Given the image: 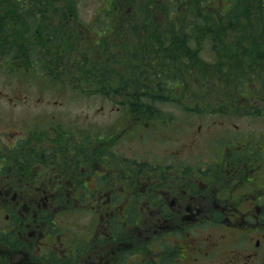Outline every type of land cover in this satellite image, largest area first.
I'll use <instances>...</instances> for the list:
<instances>
[{
  "label": "trees",
  "instance_id": "trees-1",
  "mask_svg": "<svg viewBox=\"0 0 264 264\" xmlns=\"http://www.w3.org/2000/svg\"><path fill=\"white\" fill-rule=\"evenodd\" d=\"M80 2L0 0V72L9 80L36 76L47 84L69 83L78 94L98 93L118 101L126 115H121L119 123L126 122L121 130L140 119L132 127L138 132L146 118L163 114V106L172 103L183 111L233 114L236 93L247 101L244 107L252 104L250 86L261 91L258 98L264 102V0H101L106 6L98 10V21L108 29L96 39L90 34L93 25L81 16ZM126 28L135 41L132 48L118 38ZM58 129L78 131L61 123ZM79 130L85 140L96 139L91 128ZM13 152L25 155H8ZM5 164L0 173H12L11 163ZM5 181L0 182V202L7 195L10 199L12 190L21 195L36 186ZM78 188L84 187H45V194L63 196L51 200L54 206L44 200L37 206L38 217L50 225L66 207L81 211L80 205L73 207L75 200L66 198ZM0 204L2 214L9 206ZM17 210L11 216L20 224Z\"/></svg>",
  "mask_w": 264,
  "mask_h": 264
},
{
  "label": "flooded vegetation",
  "instance_id": "flooded-vegetation-1",
  "mask_svg": "<svg viewBox=\"0 0 264 264\" xmlns=\"http://www.w3.org/2000/svg\"><path fill=\"white\" fill-rule=\"evenodd\" d=\"M53 126L61 139H70L81 133L76 130L60 131L59 123ZM34 130L47 133L49 128L36 124ZM64 132L67 135H62ZM30 134L31 131L25 136L19 134L8 147L9 152L21 151L25 155L13 152L9 161L10 169L14 167L11 169L12 178L2 180H7L5 184L12 186L71 184L84 187L76 189L74 194H66V198L79 203L83 200L89 202V211L94 216L91 219L93 228L86 237L77 239L76 233L68 231L74 239L73 244L68 245L61 241L66 228H58L57 219H52L51 225L44 227V231H38L45 238L38 243L46 248L38 256L28 248L21 257L15 248L16 240L20 234L29 242V232L22 225L23 219L18 224L16 216L7 214L11 224L6 227L0 225V232L10 236L8 246L0 244L8 247L0 254L3 264L20 262L16 256L21 257L23 264H189L191 260L203 264H264V143L259 140L253 143V136H244L239 132L230 135L233 137L231 144L224 140L225 147L221 152L211 149L214 155L210 161H203V154H200L196 155L194 164L191 162L193 156L180 148L169 153L170 162L146 159L110 161L105 167L107 169L100 172L94 167L95 136L85 140L86 136L82 135L84 145L77 146L72 155H66L64 149L57 152L59 147L55 150L56 146H51L54 154H61L64 169L57 172L56 177L34 178L48 179L34 182L24 168L34 157V152L38 153L41 149L30 145ZM58 141L61 143V140ZM48 153L42 151L39 156L47 159ZM82 158H87V163L92 164L86 177L77 176L70 168L74 166V160ZM105 158L110 160L107 156ZM104 176L105 184L101 182ZM20 196L14 195L19 197L16 201L20 202ZM57 196L60 198L63 195L45 194V200L57 199ZM12 198L13 194L9 200ZM102 206L110 212L107 224L102 221ZM146 212H153L160 221L145 230V226H141L140 232L134 234L139 236L154 227L157 233L167 231L164 235L179 232L183 241L168 245L165 251H161L155 237L163 234H156L150 242L123 238V229L130 225L129 219L139 223ZM18 213L24 214L23 211ZM28 214L32 218L30 223L44 222L36 211ZM194 234L199 235L198 238ZM89 239L92 244L86 248L84 243L88 244ZM170 250L172 262L170 258H165Z\"/></svg>",
  "mask_w": 264,
  "mask_h": 264
},
{
  "label": "rangeland",
  "instance_id": "rangeland-1",
  "mask_svg": "<svg viewBox=\"0 0 264 264\" xmlns=\"http://www.w3.org/2000/svg\"><path fill=\"white\" fill-rule=\"evenodd\" d=\"M103 6L106 5H102L101 0H81L80 2L81 16L84 21L93 25L90 34L95 39L100 33H103L104 29H108V26L103 29V23L98 21V10ZM124 31L119 36L117 35L120 38V42L121 40L124 43L129 41V47H134L135 41L129 33V29L126 28ZM128 54H130V50ZM47 83L49 82L36 80V76L32 79L16 76L12 80H9L3 72H0V165L8 163L11 158L8 155L9 150L7 146L12 145L19 134L25 136L31 131L30 136L32 139H30V145L37 146L41 150L38 153L34 152V157L30 158V163L24 168V171L29 173V177L34 182L48 180H35L34 178L56 177L57 172L63 171L64 168L61 164L62 156H60V153L57 154V152H63L64 149V153L67 152L65 153L66 155H72L77 146L84 145L82 133H77L75 137L71 136L70 139H61L59 134L55 132L56 127L53 126L60 122L65 128L72 127L78 131H80L79 129H93L96 135L94 142L96 151H94V167L100 172L107 169L105 167L109 166L110 161L146 159L150 161L154 160L155 162H170L172 159L168 157L169 153L180 148H184V153L193 156L191 162L194 164L197 161L195 159L196 155L200 154H203V161H210V157L214 155L211 149L221 152V149L225 147L224 140H227V143L231 144L233 137L230 135H235L236 132L244 136H253V143L257 140L264 143V102H254V99H260L258 95L261 94L258 93L261 91L256 88L252 89V86L249 87L250 91L247 93L250 94L249 98H252V104L247 103V107H244L243 103L247 101L243 98L244 96L236 93V108H234L233 114L210 110H207L206 113L203 111L193 112L192 110L183 111L177 105H172L174 104L172 103L163 106L162 110L165 111L163 114L146 118V121L143 122L144 128L140 136L138 134L133 136L129 135L131 125H128L122 131H117L121 126V123H119L121 115H125L124 110H121L120 106L116 105L118 101L115 102L107 99L98 93H92L91 95L78 94L73 91L74 89L70 88L71 85L69 83ZM173 115L175 118H173ZM169 118L174 119V121L169 124H162L160 122L161 119L168 120ZM36 124L48 127L49 131L47 133L34 132ZM226 137L227 139H225ZM58 140H61V143ZM51 146H56L55 150L59 147L56 154L50 149ZM42 151L49 152L47 159L39 156V153ZM106 156L110 158L109 161L105 158ZM90 166L92 164L87 163V158H82L74 160V166L70 168L74 169V173L77 176L86 177L90 171ZM11 169H14V167ZM113 169L118 170V168ZM6 173V170L0 173V182L5 177L12 178L13 173L9 172V174L11 173L10 175ZM101 182L105 184V176ZM36 186L34 187V191L26 188L22 193L23 195L21 194L20 196V202L16 201L19 197H14V195H17L16 190H12L9 193L13 194V201H9V196L7 195L4 196V199L2 198L3 202H0L7 203L9 206L8 210H4L3 208L2 214H0L2 227L11 224L10 220L7 219L9 218L7 214L16 215L15 210H17V207V211L24 212L22 214V225L26 226L25 229L29 232L30 243L26 241L24 235L21 236L19 234L15 248L19 250L21 257H24V253L28 248L37 256L40 254V251L46 248L45 245L38 243L40 240H45L44 236L38 233V231H44V227L48 226L49 221L45 220L43 223L39 222L36 224L30 223L29 219L32 218L28 213L36 211L37 206L44 205L46 193L44 189L45 187H49V185L37 186L38 188ZM104 197L106 196L103 193L102 198ZM36 199H39V202H33ZM127 199H125L124 204L127 203ZM77 205H80L81 211L66 207V209L58 211L62 213H57L56 226L60 229L66 228L64 234L61 235V241H64L68 245H72L74 241L70 233H76V239L82 238L83 236L86 237L85 235L90 233L93 228L91 219H94V216L92 217L91 211L87 210L88 206L74 202L73 207ZM108 213H110L109 210L102 206V221L105 224L108 223V219L110 218ZM53 214L54 211L51 213V217ZM159 221L153 212H146L140 218L139 223L130 224L126 229H123V238L128 237V241L134 242H150L151 238L155 237L156 234H163L161 237H155V241L160 244L161 251H165L168 245L178 244L180 241H183L180 238L182 235L179 232L164 235L167 231L161 230V232L157 233L154 227L151 231L139 236L134 234V232H140L141 226H145V230L154 224L156 225L157 223L155 222ZM209 227L212 226L209 225ZM36 232L37 237L35 236ZM197 234H194L196 238L199 236ZM1 237L0 244L6 243L8 246L7 239L10 237L9 233H1ZM91 244L92 242L89 239V244L84 243V246L87 248ZM151 244L156 245L154 242H151ZM2 245L0 246V254L2 250L8 249L7 246ZM82 252L86 253L89 251L82 250ZM16 257L20 259V262L13 261V264H23L21 257ZM165 258H170L172 262L171 250ZM0 259H2L1 255ZM191 262L189 264H203L202 262H194L193 260ZM0 264L3 263L0 261Z\"/></svg>",
  "mask_w": 264,
  "mask_h": 264
},
{
  "label": "bare ground",
  "instance_id": "bare-ground-1",
  "mask_svg": "<svg viewBox=\"0 0 264 264\" xmlns=\"http://www.w3.org/2000/svg\"><path fill=\"white\" fill-rule=\"evenodd\" d=\"M100 177V176H99ZM101 178H102V176H101ZM89 244V243H88ZM86 247V246H85Z\"/></svg>",
  "mask_w": 264,
  "mask_h": 264
}]
</instances>
